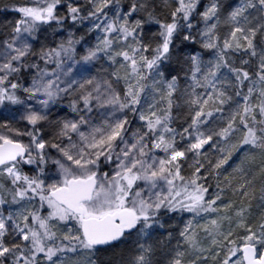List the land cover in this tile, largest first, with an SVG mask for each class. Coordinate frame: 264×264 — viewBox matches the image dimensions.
Masks as SVG:
<instances>
[{
  "label": "snow or ice",
  "instance_id": "6c2138e0",
  "mask_svg": "<svg viewBox=\"0 0 264 264\" xmlns=\"http://www.w3.org/2000/svg\"><path fill=\"white\" fill-rule=\"evenodd\" d=\"M0 12V264H264V0Z\"/></svg>",
  "mask_w": 264,
  "mask_h": 264
},
{
  "label": "rangeland",
  "instance_id": "374dc122",
  "mask_svg": "<svg viewBox=\"0 0 264 264\" xmlns=\"http://www.w3.org/2000/svg\"><path fill=\"white\" fill-rule=\"evenodd\" d=\"M4 17V13L0 12V18Z\"/></svg>",
  "mask_w": 264,
  "mask_h": 264
}]
</instances>
